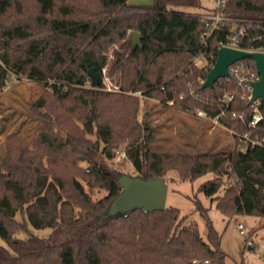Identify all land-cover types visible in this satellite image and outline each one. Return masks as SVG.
<instances>
[{"label":"trees","instance_id":"16d2710c","mask_svg":"<svg viewBox=\"0 0 264 264\" xmlns=\"http://www.w3.org/2000/svg\"><path fill=\"white\" fill-rule=\"evenodd\" d=\"M201 3L0 0V94L13 74L42 81L52 89L32 106L44 122L34 139L35 149H28L23 137L7 136L0 162V238L6 243L0 244V264H192L195 258L209 260L201 264H227L221 235L200 199L194 202L207 225L206 239L173 206L152 212L136 209L102 219L121 191L109 160L125 142L127 157L143 176L165 178L176 170L181 180L195 181L213 173L198 191L216 201L224 216L264 218V143L253 145L239 136L249 133L264 142V121L253 129L248 120L231 114L232 110L250 113V100L236 95L220 117L234 131L232 150L162 151L150 147L154 126L145 118L139 120L137 96L84 86L87 82L102 86L109 47L124 40L125 50L117 52L115 63V68L124 71V90L157 96L166 105L173 99L172 107L204 109L215 116L226 106L224 93L239 91L235 80L202 87L216 62L219 44L245 25L249 36L243 48H264V0H226L221 12L232 21L216 28L207 46L204 39L210 27L203 12L178 9L201 7ZM129 30L142 34L141 46L133 47ZM199 53L209 59L206 66L194 63ZM92 67L100 74L98 82L88 75ZM50 95L57 100L55 106L48 103ZM224 177L230 180L220 194ZM95 188H104L108 194L94 200ZM19 212L26 230L49 228L50 234L15 236V229L22 226Z\"/></svg>","mask_w":264,"mask_h":264},{"label":"rangeland","instance_id":"374dc122","mask_svg":"<svg viewBox=\"0 0 264 264\" xmlns=\"http://www.w3.org/2000/svg\"><path fill=\"white\" fill-rule=\"evenodd\" d=\"M132 3L148 4L151 0H130ZM214 3L210 0H202L201 7L179 6L178 9L191 12H207L213 8ZM129 30L127 37L131 36ZM124 40L115 43L109 47L106 63L102 67V86L94 87L86 83V88L102 89L108 92H124L128 95L137 96L139 99V115L141 121H147L154 126V133L150 140V147L162 151H181L188 153H209L219 151H230L235 147V136L229 128L224 125H215L210 119L197 115L196 111H185L164 104L159 97L145 96L135 94L132 90H124V71L115 68L117 52L125 50ZM46 92H52L44 82L30 79L27 76L18 77L10 75L6 88L0 94V162L5 156L7 146V136L15 134L17 137H23L30 150L35 149L34 139L38 136L44 122L33 111V104L43 95L47 97ZM48 103L51 106L57 104V100L50 95ZM47 108L43 109V111ZM149 112L146 116L145 113ZM76 123L83 127L80 120ZM95 139L94 135L90 136ZM126 142L119 145L116 149L114 158L109 160L112 168L120 173L130 175H140L133 167L130 159L119 157L117 150H125ZM83 166L86 163H82ZM215 174L208 173L195 181L181 180L176 170H170L165 176L168 184L167 207H178L182 215H187L186 223H194L198 227L200 234L206 239L207 225L204 218L197 211L194 200L200 199L204 206L209 209L210 217L215 228L221 235V248L227 254V264H264V218L251 214H238L234 218H228L216 207L217 202H212L203 192L198 191V187L213 178ZM85 184L89 190L86 181L82 177H77ZM225 184L220 191L224 194L229 183V178L224 177ZM226 186V187H225ZM108 191L104 188H95L92 192L94 200L105 197ZM17 219L22 223L21 227L15 229L14 235L25 238L29 232L38 236H48L51 229H36L30 226L29 231L25 228V219L19 212ZM244 225V231H241L239 224ZM0 244L6 243L0 238ZM194 260H206L205 258H195Z\"/></svg>","mask_w":264,"mask_h":264},{"label":"water","instance_id":"95a60500","mask_svg":"<svg viewBox=\"0 0 264 264\" xmlns=\"http://www.w3.org/2000/svg\"><path fill=\"white\" fill-rule=\"evenodd\" d=\"M132 45L134 48L142 45V34L139 31H132ZM245 57H252L255 60L260 79L253 82L252 96L250 103L257 99L264 100V51L245 50L222 46L218 50L217 59L214 66L209 71L203 88H213L219 78L230 75V67L235 62ZM88 75L96 82L100 79L98 71L92 67L88 70ZM118 183L121 191L113 198L107 213L102 219L114 216L118 213H129L136 209H143L145 212L163 210L166 208L168 184L163 177L130 175L118 173Z\"/></svg>","mask_w":264,"mask_h":264},{"label":"built area","instance_id":"2783aa9c","mask_svg":"<svg viewBox=\"0 0 264 264\" xmlns=\"http://www.w3.org/2000/svg\"><path fill=\"white\" fill-rule=\"evenodd\" d=\"M214 3V8L216 10L213 11H207L201 14V16L206 20V24L210 27V30L206 33L204 44L207 46L208 37L211 36L213 31L224 25L226 22L232 21L231 18L226 17L222 12L221 8L224 6L226 0H210ZM249 36L248 28L245 25H242L238 27L232 34H230L225 41H221L219 44V49L222 46H229L233 48H239V49H245L250 51L260 50L264 51V48H258V49H246L243 48V44L246 42V37ZM262 35H260L258 38H261ZM218 54V52H217ZM214 58V54L211 53V59ZM194 63L201 66H206L209 62V59L207 58L205 53H199L197 56L194 57ZM255 65V67H254ZM260 79V74L257 71L255 60L252 58L251 60H239L231 65L230 67V75L219 78L218 80L224 81V80H235L238 86L239 91H232L228 92L226 91L222 97L223 102H225V107H220V111L215 115L211 116L206 110L204 109H198L196 110L197 115L208 118L213 123V127L215 125H221L220 117L224 114H226V111L231 104V102L234 100L236 95H240L243 100H250L252 96V90H253V82ZM189 84H191L189 82ZM135 94H141V91L134 92ZM191 94H193L195 97H197V94H195V90H191ZM183 97V94L180 95ZM262 99H257L253 103H251L252 108L251 112L248 113L247 111H243L241 113H238L235 110L231 111L232 116H238L242 119V121L248 120L249 127L253 129H257L261 122L264 121V112L262 109ZM174 101L173 99H170L167 101V105L173 106ZM223 125V124H222ZM232 131V130H231ZM234 135V131H232ZM240 139L249 141L253 145H262L264 142L259 137L252 138L250 137L249 133L240 134ZM117 155L119 157H126V151L125 150H117ZM239 227L241 231H244V225L242 223L239 224ZM202 263H208L209 260H194V264H201Z\"/></svg>","mask_w":264,"mask_h":264},{"label":"crops","instance_id":"0c3cea01","mask_svg":"<svg viewBox=\"0 0 264 264\" xmlns=\"http://www.w3.org/2000/svg\"><path fill=\"white\" fill-rule=\"evenodd\" d=\"M231 131V130H230Z\"/></svg>","mask_w":264,"mask_h":264}]
</instances>
